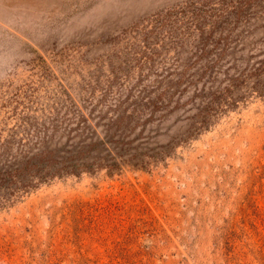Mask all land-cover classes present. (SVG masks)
I'll use <instances>...</instances> for the list:
<instances>
[{
    "label": "rangeland",
    "instance_id": "rangeland-1",
    "mask_svg": "<svg viewBox=\"0 0 264 264\" xmlns=\"http://www.w3.org/2000/svg\"><path fill=\"white\" fill-rule=\"evenodd\" d=\"M0 264H264V0H0Z\"/></svg>",
    "mask_w": 264,
    "mask_h": 264
}]
</instances>
